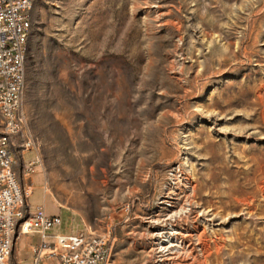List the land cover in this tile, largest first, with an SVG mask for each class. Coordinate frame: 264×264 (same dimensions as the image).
Here are the masks:
<instances>
[{
	"label": "rangeland",
	"instance_id": "rangeland-1",
	"mask_svg": "<svg viewBox=\"0 0 264 264\" xmlns=\"http://www.w3.org/2000/svg\"><path fill=\"white\" fill-rule=\"evenodd\" d=\"M21 115L53 232L264 264V0H35Z\"/></svg>",
	"mask_w": 264,
	"mask_h": 264
},
{
	"label": "built area",
	"instance_id": "built-area-1",
	"mask_svg": "<svg viewBox=\"0 0 264 264\" xmlns=\"http://www.w3.org/2000/svg\"><path fill=\"white\" fill-rule=\"evenodd\" d=\"M34 3L0 0V264H14L21 234L37 231L45 239L62 223L60 216L48 214L45 204L30 208L32 189L16 168L18 154L35 149V141L23 137L21 115ZM110 242L108 234L92 231L59 233L52 245L43 241L35 249L34 264H46L47 255L58 256L61 264H107Z\"/></svg>",
	"mask_w": 264,
	"mask_h": 264
},
{
	"label": "crops",
	"instance_id": "crops-1",
	"mask_svg": "<svg viewBox=\"0 0 264 264\" xmlns=\"http://www.w3.org/2000/svg\"><path fill=\"white\" fill-rule=\"evenodd\" d=\"M27 152H28V150H26L23 153V155L18 154V163L16 165V168L20 174V177H21L23 183L26 186L31 187L32 194H33L34 189H35V185L33 184L34 164L32 166L30 164L32 162H34V163L38 162V165L42 166V172H43L44 177H45V181L43 183H41L40 185H41V187L44 188L45 195L47 197L51 193L49 192L48 187H47V174H46L45 168L41 162L40 155L37 151V159L30 161L29 164H26L23 160V156ZM29 167H32V170L28 172L27 170ZM56 205L58 206L57 203H56ZM45 206H46V203H45ZM47 212H48V210H47ZM48 214L51 216L57 215V214L50 213V212H48ZM56 234H59V233L53 232V229L51 231H49V233L45 239H43L41 233H39L37 231L31 232V233H26V234H21L19 236V238L17 239L16 246H15L14 253H13L14 264H34L35 249L38 246H40L43 243V241L52 245L55 241V235ZM46 252H49V251L46 250ZM45 263L46 264H61L60 258L58 256H55V255H47L45 258Z\"/></svg>",
	"mask_w": 264,
	"mask_h": 264
},
{
	"label": "bare ground",
	"instance_id": "bare-ground-1",
	"mask_svg": "<svg viewBox=\"0 0 264 264\" xmlns=\"http://www.w3.org/2000/svg\"><path fill=\"white\" fill-rule=\"evenodd\" d=\"M194 189V188H193ZM196 190V189H195Z\"/></svg>",
	"mask_w": 264,
	"mask_h": 264
}]
</instances>
